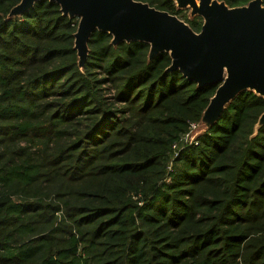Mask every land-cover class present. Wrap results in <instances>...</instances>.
<instances>
[{
    "label": "trees",
    "instance_id": "1",
    "mask_svg": "<svg viewBox=\"0 0 264 264\" xmlns=\"http://www.w3.org/2000/svg\"><path fill=\"white\" fill-rule=\"evenodd\" d=\"M21 1L0 0V264H264V96L186 143L220 83L99 29L81 66L80 19Z\"/></svg>",
    "mask_w": 264,
    "mask_h": 264
},
{
    "label": "water",
    "instance_id": "2",
    "mask_svg": "<svg viewBox=\"0 0 264 264\" xmlns=\"http://www.w3.org/2000/svg\"><path fill=\"white\" fill-rule=\"evenodd\" d=\"M39 0H22L12 15L28 11ZM64 14L80 19L75 47L84 65L88 42L99 29L113 34V43L132 40L151 44L150 57L171 53L173 69H180L199 86L220 83L204 112L207 127L218 120L226 105L241 91L250 89L264 96V4L229 7L218 0H175L189 4L204 17L200 32L177 15L137 0H54ZM264 121V113L261 122Z\"/></svg>",
    "mask_w": 264,
    "mask_h": 264
},
{
    "label": "rangeland",
    "instance_id": "3",
    "mask_svg": "<svg viewBox=\"0 0 264 264\" xmlns=\"http://www.w3.org/2000/svg\"><path fill=\"white\" fill-rule=\"evenodd\" d=\"M198 1L200 2V0H198ZM218 1H220V0H218ZM220 2H223V1H220ZM178 8L181 9V12L179 13L178 17L181 20H183L184 22L188 21V19L194 18L196 15H200L199 13L194 11V8L190 4L186 7H182V6L178 5ZM200 16H202V15H200ZM186 23L188 24V22H186ZM206 127H207V119L202 118V120L200 122H198L197 125H195L192 128L191 137L195 138V136L198 135L200 132H202L203 129Z\"/></svg>",
    "mask_w": 264,
    "mask_h": 264
},
{
    "label": "built area",
    "instance_id": "4",
    "mask_svg": "<svg viewBox=\"0 0 264 264\" xmlns=\"http://www.w3.org/2000/svg\"><path fill=\"white\" fill-rule=\"evenodd\" d=\"M199 122H200V121H199ZM197 123H198V122H194V123H192V125H191V127H190V130H189V132L187 133V135H186V137H185V139H184V141H186V143H192V142H195L197 136H198L199 134H201L206 128H208V127L204 128L202 132H200L198 135L195 136V138H193V137H191V131H192V128H193L195 125H197ZM177 148H178V144L176 143V144H174V149L177 150Z\"/></svg>",
    "mask_w": 264,
    "mask_h": 264
},
{
    "label": "bare ground",
    "instance_id": "5",
    "mask_svg": "<svg viewBox=\"0 0 264 264\" xmlns=\"http://www.w3.org/2000/svg\"><path fill=\"white\" fill-rule=\"evenodd\" d=\"M198 5H199V1H197Z\"/></svg>",
    "mask_w": 264,
    "mask_h": 264
}]
</instances>
